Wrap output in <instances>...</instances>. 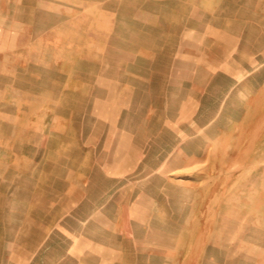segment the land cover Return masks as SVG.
Wrapping results in <instances>:
<instances>
[{"label":"rangeland","instance_id":"1","mask_svg":"<svg viewBox=\"0 0 264 264\" xmlns=\"http://www.w3.org/2000/svg\"><path fill=\"white\" fill-rule=\"evenodd\" d=\"M0 264H264V0H0Z\"/></svg>","mask_w":264,"mask_h":264},{"label":"bare ground","instance_id":"2","mask_svg":"<svg viewBox=\"0 0 264 264\" xmlns=\"http://www.w3.org/2000/svg\"><path fill=\"white\" fill-rule=\"evenodd\" d=\"M114 2V1H113ZM112 4H115V3H112ZM109 6H110V4H108ZM117 5V4H116ZM125 29V28H124ZM129 36H130V34H129ZM57 81V80H56ZM62 106V105H61ZM62 110V109H61ZM56 111V110H55ZM66 111V110H65ZM64 113V112H63ZM58 137V136H57ZM67 149V148H66ZM66 151V150H65ZM75 168V167H74ZM92 178V177H91ZM93 180V179H92ZM65 190H66V188H65Z\"/></svg>","mask_w":264,"mask_h":264}]
</instances>
